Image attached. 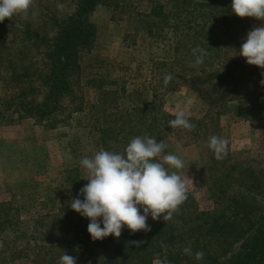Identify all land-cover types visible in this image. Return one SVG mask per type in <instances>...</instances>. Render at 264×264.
Listing matches in <instances>:
<instances>
[{"label":"trees","instance_id":"1","mask_svg":"<svg viewBox=\"0 0 264 264\" xmlns=\"http://www.w3.org/2000/svg\"><path fill=\"white\" fill-rule=\"evenodd\" d=\"M231 2L151 0V12L147 15L135 12V5L130 0H75L74 11L69 14L56 8H44L41 22L32 20L30 14L35 12L33 8H30V17L22 23L4 20L0 25L1 73L3 67L12 69V74H6L4 78H12L11 81L19 85L20 94L36 80L41 81L45 93L41 102L22 105L24 113L18 108L14 110L22 117L42 122L65 109L66 102L71 99L79 105L75 111L83 109L75 90L85 68L89 67L86 64L88 54L97 40V26L91 21V15L99 5L114 6L130 17L147 18L143 28L152 37L162 36L174 57L173 60L156 63V68H164L160 82H164L166 74L174 77L167 86L170 89L178 82L183 83L202 95L209 102L210 109L214 105L223 107L240 93L250 94L252 102L255 95L262 96L261 106H264V85L260 83L264 76L252 72L246 77V58L239 55L240 46L250 28L249 17L241 18L232 12ZM22 25L26 28L23 36L13 32L9 38L7 29H18ZM35 25L45 30L50 28L53 34L50 35L48 30L41 34L42 30L37 33V30L30 29ZM31 43L35 46L33 50L37 44V47L40 44L45 47L36 56L43 64L35 75L28 73V63L31 68L39 60L36 58L34 63L30 60L33 53L27 50L26 45ZM197 46L205 48L208 54L202 65L193 66L195 57L191 50ZM122 88L125 90L124 86ZM159 94L157 91L155 100ZM20 102L23 103V100ZM154 110V102H148L131 111H98L101 117L104 116L99 128V140L104 142V150L123 152L132 138L157 137L167 130L168 121L175 116ZM2 115L0 111V117ZM114 116L115 122H111ZM192 122L199 120L192 119ZM201 129L208 139L215 135L210 134L208 124ZM259 183V192L255 195L235 193L228 203L214 210H201L196 198L187 193V199L180 205L178 213H174L168 221L161 219L153 224L151 233L158 240H148L138 233L122 229L119 238L109 235L93 241L87 231L89 219L80 214L79 218L70 215L65 219L64 224L73 229L71 235L66 230L57 234L33 227L25 234L16 230L7 236L2 232L13 227L6 212L10 207L8 202L0 201V226H5L0 232V248L7 254L5 260H13L14 252L18 250L30 259L31 264H59L64 253L75 257L76 264H264V181ZM254 185L252 183L251 187ZM78 194V186H75L71 199ZM79 198L83 199V196ZM69 205V213H78ZM66 215L54 213L52 222L53 218L54 221L62 220ZM22 238L26 241L19 243ZM130 241L140 244L136 246ZM185 247H190L193 253L202 251L203 259L198 261L194 256L183 254Z\"/></svg>","mask_w":264,"mask_h":264},{"label":"rangeland","instance_id":"2","mask_svg":"<svg viewBox=\"0 0 264 264\" xmlns=\"http://www.w3.org/2000/svg\"><path fill=\"white\" fill-rule=\"evenodd\" d=\"M130 2L135 5V12L147 15L151 12V0ZM57 4H62L63 9L58 10ZM31 6L35 10L30 14L32 20L41 22L44 8H56L69 14L74 11L75 0H33ZM129 17L127 12L109 5H99L93 10L91 21L97 26V40L88 54L86 64L89 67L85 68L75 90L78 103H83L80 111H75L79 105L71 99L65 100L67 107L47 121L22 117L14 108L24 113L22 105L25 103L41 102L45 94L42 83L36 80L20 94L19 85H15L12 78H4L6 74H12V69L3 67L2 73L0 71V111L3 113L0 117V201L9 203L10 208L6 212L13 226L2 232L3 235L8 236L16 230L25 234L33 227L57 234L66 230L71 235L73 229L64 224L65 219L70 215L79 218L80 215L69 213L67 204L72 200L75 186H78L79 192L88 183V172L80 165V160L104 150V142L99 140L104 116L101 117L98 111H131L148 102H154V111L161 114L175 116L177 111L185 109L190 122L195 124L191 131L169 127L156 139L157 142L165 140L167 150L182 159L183 169L166 167L170 172L176 171L186 182L187 193L196 198L201 210L221 208L235 193L249 196L259 192V182L264 181L263 97L255 95L252 102L250 94L240 93L223 107L214 105L210 109L209 102L202 95L183 83L178 82L172 89L165 87L164 82H160L164 68H156V63L173 60L172 51L165 45L162 36L152 37L143 28L147 19L145 16ZM27 19L22 14L5 18L14 23ZM249 21V30L264 25V21L254 17H249ZM30 29L37 30V33L42 30L41 34L48 31L53 34L50 28L45 30L35 25ZM24 31L26 28L23 25L18 29H7L9 38L13 32L23 36ZM26 46L27 50H32V63L37 61V54L45 48L43 44L39 47L37 44V50H33L35 46L32 43ZM42 64L40 58L31 68L28 63V73L35 75ZM246 65V77L252 72L264 76V69ZM157 91L161 94L155 100ZM161 114L158 116L162 117ZM114 119L115 116L111 122H115ZM192 119L199 122H192ZM207 124L210 134L215 133L228 142L227 154L222 159H217L208 147V135L201 129ZM157 158L162 160V157ZM252 183H255L253 187ZM54 213L67 215L62 220L54 221L53 218L52 222ZM161 219L163 214L158 220L149 215L146 222L152 230L153 224ZM4 229L5 226H0V232ZM123 229L132 233L127 226ZM151 230L135 233L148 240H158ZM25 241L22 238L18 242ZM14 253L13 260H5L7 254L0 248V264H31L24 253L18 250Z\"/></svg>","mask_w":264,"mask_h":264},{"label":"clouds","instance_id":"3","mask_svg":"<svg viewBox=\"0 0 264 264\" xmlns=\"http://www.w3.org/2000/svg\"><path fill=\"white\" fill-rule=\"evenodd\" d=\"M32 4L33 0H0V22L14 14H22L27 19ZM231 7L232 12L241 18L254 17L264 21V0H232ZM57 9L62 10L63 5L57 4ZM191 51L195 57L193 66L202 65L207 50L197 46ZM239 55L246 58L248 64L264 69V25L247 32ZM173 80L171 74H166L165 87ZM260 83L264 85V79ZM168 126L189 131L195 128L185 109L177 111L175 118L168 121ZM227 144L226 139L216 135L208 139V147L217 159L226 156ZM167 149L165 140L157 142L156 137L136 136L123 152L101 149L93 157L85 156L80 160V165L88 172V183L69 206L89 219L87 231L93 241L109 235L119 238L124 226L132 233L150 231L146 222L149 215L158 220L163 214V220L168 221L179 212L180 205L187 199L186 182L176 171L170 172L168 167L180 170L184 163ZM157 157H162V160H157ZM80 195L83 199L79 198ZM129 243L140 244L137 241ZM182 252L198 261L204 257L202 251L193 253L190 247L183 248ZM59 264H76V258L64 253Z\"/></svg>","mask_w":264,"mask_h":264}]
</instances>
